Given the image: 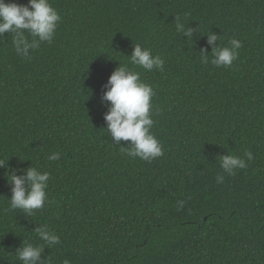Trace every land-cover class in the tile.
Returning a JSON list of instances; mask_svg holds the SVG:
<instances>
[{"label": "trees", "instance_id": "16d2710c", "mask_svg": "<svg viewBox=\"0 0 264 264\" xmlns=\"http://www.w3.org/2000/svg\"><path fill=\"white\" fill-rule=\"evenodd\" d=\"M49 2L61 20L30 59L12 33L0 36V264H21L26 241L51 264H264V0ZM178 14L197 27L194 42L176 31ZM209 30L220 46L242 42L230 67L201 63ZM135 44L163 68L132 65ZM119 62L155 93L163 155L150 162L106 130L101 97ZM245 151L247 167L218 183L220 155ZM30 165L50 179L43 208L27 216L10 208L6 175ZM39 224L60 243L39 240Z\"/></svg>", "mask_w": 264, "mask_h": 264}, {"label": "clouds", "instance_id": "9594fccd", "mask_svg": "<svg viewBox=\"0 0 264 264\" xmlns=\"http://www.w3.org/2000/svg\"><path fill=\"white\" fill-rule=\"evenodd\" d=\"M174 19L176 31L187 37V41L194 42L193 35L197 33V27H185V19L179 14ZM60 20L61 16L49 0H27V4L6 3L5 0H0V36L12 33L16 54L26 59L31 58L30 52L38 49L41 43L53 42ZM203 35H206L207 44L211 46V57L208 55L209 51L202 48L199 52L201 63L230 67L238 58V50L242 47L239 39L232 38L227 46H220L217 43L220 35L211 30ZM126 56L130 57L132 65L140 66L146 71L162 69L164 65V60L159 54L153 55L151 49L143 48L140 44L132 45L131 54ZM104 88L106 90L102 93L101 100L107 102V111L103 119L114 143L128 141L130 147L125 148L124 152L130 158L138 157L150 162L162 156V146L151 131L154 124L151 118V100L155 95L152 86L140 79L139 72L119 62ZM47 158L57 161L60 159V153L53 152ZM252 159L253 154L250 151H245L243 156L220 155L222 172L217 174L216 181L223 183L225 175H235L238 169L247 167L246 160ZM7 160H0V168L6 167ZM19 171V175L14 169L7 171V181L11 184L9 205L12 210L20 209L27 216H31L45 204L50 174L31 165ZM183 203L182 200L177 201L178 208L182 207ZM33 231L38 239L48 246L60 243L59 237L46 224H39ZM44 249L42 245L26 241L16 248L15 254L21 264H51L50 260L42 259ZM63 264L70 262L66 259Z\"/></svg>", "mask_w": 264, "mask_h": 264}]
</instances>
